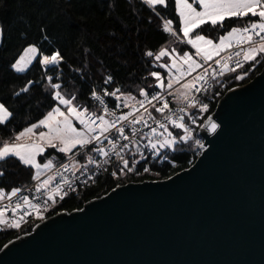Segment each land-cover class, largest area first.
Listing matches in <instances>:
<instances>
[{
	"label": "snow or ice",
	"instance_id": "snow-or-ice-1",
	"mask_svg": "<svg viewBox=\"0 0 264 264\" xmlns=\"http://www.w3.org/2000/svg\"><path fill=\"white\" fill-rule=\"evenodd\" d=\"M140 4L163 21V33L174 39L158 51L144 53L150 70L134 88L117 84L115 75L109 73L100 76L98 84L88 85L83 101L79 90L65 89L62 66L67 60L61 49L42 50L49 39L46 29H41L39 42L29 41L27 31L20 33L26 46L5 62V71L9 75L27 74L35 64L42 75L38 80L29 79L11 96L23 106L32 88L39 86L48 103L41 118L20 130L12 127L7 139L0 138V165L18 161L29 172L28 184L0 187V201L6 195L8 198L7 206L0 205V228L16 230L30 219L46 220L58 202L81 185L97 183L101 172L116 180L140 176L151 172L152 157H168L169 150L174 165L175 154L183 152L189 141L203 149L204 143L195 139L193 125L200 114L210 111L211 101L218 95L208 94L210 80L224 77L225 68L236 80H243L264 61V0H174L175 22L161 16L168 0H140ZM108 7L111 10L114 6ZM233 19L243 21L242 26L230 27L218 42L203 34L205 28L223 30ZM147 22L151 24L152 19ZM7 39L0 25V51L7 49ZM225 52L229 53L226 60L217 58ZM233 60L234 66H229ZM244 64H249V69L237 73ZM79 77L81 87L88 83L82 70ZM16 114L0 100V130L8 129ZM204 125L212 132L220 128L211 115L203 120ZM5 175L0 167V179Z\"/></svg>",
	"mask_w": 264,
	"mask_h": 264
},
{
	"label": "water",
	"instance_id": "water-1",
	"mask_svg": "<svg viewBox=\"0 0 264 264\" xmlns=\"http://www.w3.org/2000/svg\"><path fill=\"white\" fill-rule=\"evenodd\" d=\"M212 117L191 168L46 219L0 264H264V69Z\"/></svg>",
	"mask_w": 264,
	"mask_h": 264
},
{
	"label": "trees",
	"instance_id": "trees-1",
	"mask_svg": "<svg viewBox=\"0 0 264 264\" xmlns=\"http://www.w3.org/2000/svg\"><path fill=\"white\" fill-rule=\"evenodd\" d=\"M109 4L114 6L111 10ZM137 12L138 15L135 14ZM161 16L173 19L174 22L178 19L174 0H168V7L161 10ZM149 18L152 19L151 24L147 22ZM242 24L243 21L233 19L226 22L223 30L205 28L203 34L217 41L230 27ZM0 25L4 27L8 38L7 49L0 51V100L7 102L17 113L9 128L0 130L2 139L9 137L12 127L20 130L27 123L41 118L47 109L46 94L39 86L32 88L23 106L22 102L15 101L11 96L14 90L18 91L29 79L38 80L42 75L35 64L27 74L9 75L5 71V62L17 57L26 46L25 40L20 36L22 31H27L29 41L39 42L42 37L41 29H46L49 39L44 41L42 50L49 53L57 47L61 49L67 60L62 66L65 89L68 92L79 90L81 101L85 98L88 85L98 84L99 77L109 73L115 75L117 84L134 88L140 78L146 75V71L150 70L149 58L144 53L147 50L158 51L161 46L170 44L174 39L163 33V21L155 17L150 9L142 7L140 0H0ZM249 67V64H245L243 69L236 72L242 73ZM263 69L264 61H261L247 72L243 80H236L235 74L230 73L215 80L212 90L225 95L228 90L254 80ZM79 70L83 71L84 78L88 81L82 87ZM215 109L216 103L211 101L210 111L200 114V119L193 126L201 124ZM183 148V152L175 154L174 165L171 153L167 164L154 168L159 170L161 178H168L188 167L194 148L192 145H183ZM0 167L6 171L5 177L0 179V187L10 189L29 183V172L18 161L9 160ZM142 181L134 175L116 180L104 173L90 188L70 193L63 202H58L54 211L72 212L82 209L91 200L101 199L110 193L117 183L123 186ZM16 234L17 230H0V251Z\"/></svg>",
	"mask_w": 264,
	"mask_h": 264
},
{
	"label": "built area",
	"instance_id": "built-area-1",
	"mask_svg": "<svg viewBox=\"0 0 264 264\" xmlns=\"http://www.w3.org/2000/svg\"><path fill=\"white\" fill-rule=\"evenodd\" d=\"M229 51H231V50H229ZM228 54H229L228 52L222 53L221 54V57H217V58H223V59L226 60L228 58ZM240 59L242 60V57H240ZM229 66H234V60L233 61H229ZM237 70H239V68ZM224 72H225V76L228 75V74H230L228 72V69L227 68L224 69ZM220 78H221L220 76H216L215 79L210 80V83L208 85V88H209V93L208 94L209 95H212L213 92L218 93V95H216L214 97V99L212 100V101H214L216 103V107H217V105L220 103V101L225 96V95H222L219 91H213L212 90V84L214 83L215 80H218ZM231 90H228L226 93H228ZM214 112H211L209 115L213 116L214 115ZM201 124H199L196 127L193 126L195 128V130H196L195 131V139H200L204 143V145H205L206 142H205L204 136L201 134L202 129L205 127V125L204 126H201ZM184 145H192L193 148H194V150H193V153L191 154V157H190V159L188 161V167L185 168V169H183V170H181V171H178L176 174H178L179 172H182L184 170H188L189 168H191L197 162V160L199 159V157L205 152L206 147H207V145H205V147L203 149H199L198 146L194 143V140L193 141H189L187 144H184ZM146 155H149V154L146 153ZM170 155H171V150H169L168 157L161 156L159 159H157L155 157H152L150 159V161H149V166L151 167V172L150 173H142V175H140V176H135L134 175L135 178L142 179L143 180L142 182L167 180L168 178L163 179V178H161L160 175L159 176H155L154 173L159 172V170H154V168H160L163 165L167 164L168 161H169ZM111 170H112V168H111V166H109V171H111ZM103 174H104V172H101L99 174L98 178L101 175H103ZM176 174H174V175H176ZM174 175H172L170 177H173ZM137 183H140V182H137ZM93 185L94 184H92V183H90L88 187H84L83 185H81V186L78 187V189H77V191L75 193L82 192V191L90 188ZM7 204H8V198H6V199H4L3 201L0 202V205H3V206H7ZM62 212H68V211H64V210H62V211H50L48 213V218L53 217V216L57 215V213H62ZM68 213H70V212H68ZM6 215L10 217L11 216V212L8 211L6 213ZM41 222H43V221H37V220H34V219H30V220H28L27 223L21 224V228L20 229H16L17 230V234H16L15 238L17 236L23 235V234H25V233H27L29 231L34 230L36 228V226L38 224H40Z\"/></svg>",
	"mask_w": 264,
	"mask_h": 264
},
{
	"label": "rangeland",
	"instance_id": "rangeland-1",
	"mask_svg": "<svg viewBox=\"0 0 264 264\" xmlns=\"http://www.w3.org/2000/svg\"><path fill=\"white\" fill-rule=\"evenodd\" d=\"M189 2H191V0H189ZM208 38H210V37H208ZM212 39V38H211ZM214 40V39H213ZM214 42H218V40L216 41V40H214ZM7 198V195L5 196V199ZM1 202V201H0ZM0 230H2V228H0Z\"/></svg>",
	"mask_w": 264,
	"mask_h": 264
}]
</instances>
